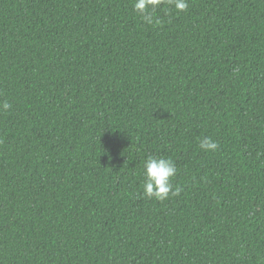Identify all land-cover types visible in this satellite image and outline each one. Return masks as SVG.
<instances>
[{
    "label": "trees",
    "instance_id": "1",
    "mask_svg": "<svg viewBox=\"0 0 264 264\" xmlns=\"http://www.w3.org/2000/svg\"><path fill=\"white\" fill-rule=\"evenodd\" d=\"M187 2L0 0V264H264V0Z\"/></svg>",
    "mask_w": 264,
    "mask_h": 264
},
{
    "label": "clouds",
    "instance_id": "2",
    "mask_svg": "<svg viewBox=\"0 0 264 264\" xmlns=\"http://www.w3.org/2000/svg\"><path fill=\"white\" fill-rule=\"evenodd\" d=\"M161 5H174L177 12L186 11L189 7L187 0H134L133 8L139 17L149 25L159 24L156 11ZM11 108L8 102L0 104V109L7 111ZM202 150L214 152L218 142L209 137L200 140ZM178 172L176 164L170 157L148 155L143 165L142 195L149 199L165 201L180 194V187H174V178Z\"/></svg>",
    "mask_w": 264,
    "mask_h": 264
}]
</instances>
